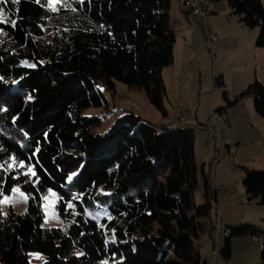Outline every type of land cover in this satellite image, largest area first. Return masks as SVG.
Returning <instances> with one entry per match:
<instances>
[{
    "label": "trees",
    "instance_id": "16d2710c",
    "mask_svg": "<svg viewBox=\"0 0 264 264\" xmlns=\"http://www.w3.org/2000/svg\"><path fill=\"white\" fill-rule=\"evenodd\" d=\"M53 1L0 2V264H210L203 219L211 217L215 236L220 190L198 162L196 129L156 124L129 109L108 132L98 130L114 111L107 93H118L119 80L144 89L168 114L173 0ZM227 1L245 25L260 27L264 46V0ZM28 2L43 25L57 28H29ZM247 92L264 117V83L254 80ZM90 107L108 111L90 115ZM244 169L247 192L264 203V169ZM202 177L206 200L198 203ZM17 186L29 195L23 212L4 204ZM52 190L58 224L47 222ZM247 232L264 230L227 226V259L233 236ZM33 250L45 260L33 263Z\"/></svg>",
    "mask_w": 264,
    "mask_h": 264
},
{
    "label": "rangeland",
    "instance_id": "374dc122",
    "mask_svg": "<svg viewBox=\"0 0 264 264\" xmlns=\"http://www.w3.org/2000/svg\"><path fill=\"white\" fill-rule=\"evenodd\" d=\"M53 2L56 4L58 0ZM173 3L170 14L177 32L175 61L164 70L168 114L165 115L151 102L144 89L131 88L128 83L119 80L118 93H107L114 111L105 115L98 130L108 132L119 114L129 109L156 124L195 128L198 162L200 166L206 163L213 186L220 190V200L219 203L215 200L213 211L215 236L209 231L210 227L213 228L211 217L203 219L208 230V234L203 236V254L210 264H262L264 239L250 232L233 236L230 259L222 251L228 225L250 223L260 231L264 230V203L257 197L251 198L244 184V166L264 169V117L256 110L254 95L247 92L254 80L259 79L264 83V46L257 44L260 27L245 25L242 15L233 12L227 0L214 1L210 8L213 11H209V23L218 37L212 45L205 41L202 17L203 24L198 22L200 28L193 38L191 30L181 27L178 21L176 11L179 10L180 1L173 0ZM36 6L35 2L26 4L27 26L33 28L34 32L54 29L56 26L52 21L42 24ZM184 8L186 11L189 9L187 6ZM227 96L232 100L239 98L230 104ZM179 106L186 113L184 119L180 117ZM223 107L227 117L216 110ZM105 111L108 110L103 107H90L86 113L94 115ZM217 125L219 129L208 136L206 131ZM233 144L240 148L238 156L230 152V145ZM204 190L202 177L196 190L198 203L206 200ZM57 197L58 193L54 190L46 197L48 224L59 222ZM28 201L29 195L21 186L4 196V204L14 205L18 212L25 211ZM30 259L33 263H41L45 256L33 250L30 251Z\"/></svg>",
    "mask_w": 264,
    "mask_h": 264
},
{
    "label": "built area",
    "instance_id": "2783aa9c",
    "mask_svg": "<svg viewBox=\"0 0 264 264\" xmlns=\"http://www.w3.org/2000/svg\"><path fill=\"white\" fill-rule=\"evenodd\" d=\"M213 5V0H190V10L195 13L196 15H199L202 17L204 21V29H205V41L210 44H214L218 33L213 30L212 24L209 23V17H210V8ZM180 117L181 119H184L186 117L185 111L182 109V107H178ZM225 117H227L226 112H222ZM217 129H219V126L217 125L214 129H208L206 131L208 136H211L214 134ZM240 151V148L237 144L230 145V152L233 156H238V153Z\"/></svg>",
    "mask_w": 264,
    "mask_h": 264
},
{
    "label": "crops",
    "instance_id": "0c3cea01",
    "mask_svg": "<svg viewBox=\"0 0 264 264\" xmlns=\"http://www.w3.org/2000/svg\"><path fill=\"white\" fill-rule=\"evenodd\" d=\"M180 1V4L178 5V9L176 11L177 15H178V21H180V25L181 27L185 28L187 31L191 30V37L193 36V38L196 37L195 33L197 31V29H199L200 25L198 22L201 21V17L199 15H196L195 13H193L190 9H188L187 11L185 10L184 7H186L187 5L184 6V3H186V0H179ZM174 3L172 4V7H173ZM218 8V7H217ZM213 11V10H210V12ZM172 12V11H171ZM187 14V15H186ZM171 18H172V23H173V26L175 28V24L173 22V16H172V13H171ZM202 22V21H201ZM203 24V22H202ZM176 29V28H175ZM203 29H204V26H203ZM205 30V29H204ZM206 33V32H205ZM205 33H204V36H205ZM181 107V106H180ZM218 110V108L216 109ZM226 111V110H224ZM188 116V114H187ZM219 186H222L221 184H219Z\"/></svg>",
    "mask_w": 264,
    "mask_h": 264
},
{
    "label": "bare ground",
    "instance_id": "6f19581e",
    "mask_svg": "<svg viewBox=\"0 0 264 264\" xmlns=\"http://www.w3.org/2000/svg\"><path fill=\"white\" fill-rule=\"evenodd\" d=\"M186 5H187V7L190 9V0H186ZM256 235V237H258L259 239H264V233L263 232H260V233H258V234H255ZM261 236V237H260Z\"/></svg>",
    "mask_w": 264,
    "mask_h": 264
},
{
    "label": "snow or ice",
    "instance_id": "6c2138e0",
    "mask_svg": "<svg viewBox=\"0 0 264 264\" xmlns=\"http://www.w3.org/2000/svg\"><path fill=\"white\" fill-rule=\"evenodd\" d=\"M0 2H3V0H0ZM53 10H55V9L53 8Z\"/></svg>",
    "mask_w": 264,
    "mask_h": 264
}]
</instances>
